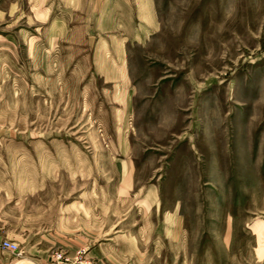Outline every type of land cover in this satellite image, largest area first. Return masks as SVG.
Masks as SVG:
<instances>
[{
	"label": "rangeland",
	"instance_id": "obj_1",
	"mask_svg": "<svg viewBox=\"0 0 264 264\" xmlns=\"http://www.w3.org/2000/svg\"><path fill=\"white\" fill-rule=\"evenodd\" d=\"M153 3L127 83L0 0V264H264V0Z\"/></svg>",
	"mask_w": 264,
	"mask_h": 264
},
{
	"label": "crops",
	"instance_id": "obj_2",
	"mask_svg": "<svg viewBox=\"0 0 264 264\" xmlns=\"http://www.w3.org/2000/svg\"><path fill=\"white\" fill-rule=\"evenodd\" d=\"M54 3L55 8L60 11V16L67 18L68 22L65 23H74L72 29L60 28V31L65 30L77 34L78 38L85 39V42L88 39L85 37L86 34H109L108 37L100 38L97 42L96 50L91 57L92 62L101 78L128 83L129 74L123 67L128 45L130 44V48L132 40L137 41L141 39L146 30L154 31L156 28L153 0H35V6L38 9L48 6L49 13ZM79 13L83 14L84 22L77 24ZM58 25L61 26V24ZM51 28L59 32V26L53 25ZM86 45L88 46V42ZM124 93H128L127 89ZM81 211L82 216L86 217L87 211ZM87 232L88 227L83 228L82 226L81 233L86 234Z\"/></svg>",
	"mask_w": 264,
	"mask_h": 264
},
{
	"label": "built area",
	"instance_id": "obj_3",
	"mask_svg": "<svg viewBox=\"0 0 264 264\" xmlns=\"http://www.w3.org/2000/svg\"><path fill=\"white\" fill-rule=\"evenodd\" d=\"M1 247L2 249L8 250L14 254H19L18 245L10 240H3L1 242Z\"/></svg>",
	"mask_w": 264,
	"mask_h": 264
}]
</instances>
